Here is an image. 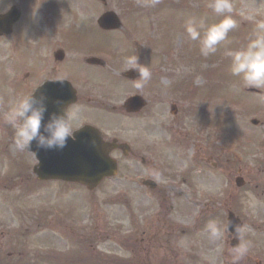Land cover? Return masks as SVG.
<instances>
[{"label": "rangeland", "instance_id": "rangeland-1", "mask_svg": "<svg viewBox=\"0 0 264 264\" xmlns=\"http://www.w3.org/2000/svg\"><path fill=\"white\" fill-rule=\"evenodd\" d=\"M2 1L1 10L8 9L13 3L23 9L30 7L34 10L31 14L35 16L34 23L41 22L43 13L37 6L39 0ZM107 1V8L117 11L125 25V32L111 34L114 35V48L130 56L140 54L138 56L142 57L143 65L152 73L150 82L142 90L137 89L133 82L111 85L115 100L119 97L122 104L120 113L116 110L110 113V125L113 131L121 132L130 139L133 147H137L136 139L143 131L150 128L155 131L157 126L162 155L158 158L159 163L155 161L156 168L160 174H167V178L173 173L189 178L187 182L178 184L175 195L165 199L177 208V218L182 215L178 221L193 228L190 247L197 254L194 259L198 264L204 236L206 241H211L206 225L210 221L220 222L222 195L226 197L240 191L241 201L246 200L248 205L264 210V95L250 93L238 78L231 75L230 61L224 54L227 49L239 48L247 42L255 21H247L244 17L258 13L255 19H264V0H233V17L238 27L229 34V40L220 50L208 58L200 55L197 43L187 39L184 25L193 18L205 24L219 22L222 17L211 13L208 8L211 0H161L156 7L143 6L146 0ZM98 2L99 7L95 8L100 10L97 17L105 10L103 3ZM84 7L83 0H75L74 9L81 11ZM126 32L129 38H126ZM96 35L97 32L94 33L95 39ZM133 40L138 44L134 45ZM13 41L11 36L0 39V257L6 262L10 259L13 264H55L58 259L55 260V255H65L67 249L72 248L77 256L89 257L90 253V258L100 254L123 258L125 250L121 241L131 222L127 220V214L137 212L139 217L142 212L146 218L157 208L160 199L135 193L111 196L114 194L111 190L127 189L128 183L123 179L126 172L122 169L118 178L108 182V185L103 184L95 193L84 191L75 184L37 179L33 171L36 157L31 151L16 149L14 130L4 121L9 102L28 91L24 85L9 83L14 86L11 88L13 91H9L7 86L6 80L13 76L12 71H16L10 61ZM97 42L102 40L97 39ZM124 60L120 67L125 71L127 65ZM181 80L190 83V89L195 85L204 88L205 102L199 106L197 101L183 100L184 109L178 118L183 123L168 131L167 127L174 120L169 103L172 94L168 90ZM135 88L150 105L139 115L122 110L125 97ZM96 96L99 99V95ZM95 105L94 112L98 116V103L95 102ZM204 115L208 126H200V130L197 122ZM214 117H222L221 127L216 123L221 121ZM253 118L260 120L259 125L251 123ZM183 125L192 135L187 140V134L179 131ZM127 163L123 162L124 165ZM131 164L136 169L129 172L142 173L139 163L128 165ZM238 176L244 178L245 184L237 185ZM60 209L65 213H60V217L65 218L64 226L59 224L60 217L57 218ZM49 213L55 215L51 216L50 223L44 219ZM203 222L205 233L201 230ZM69 227L81 232L71 231ZM71 232H74L73 237ZM98 232L103 233L102 237ZM91 233L97 237L94 244L97 253H91L89 245L87 248L91 252L83 250L81 244V241L86 244L85 239ZM153 263L176 264L158 259Z\"/></svg>", "mask_w": 264, "mask_h": 264}, {"label": "flooded vegetation", "instance_id": "flooded-vegetation-1", "mask_svg": "<svg viewBox=\"0 0 264 264\" xmlns=\"http://www.w3.org/2000/svg\"><path fill=\"white\" fill-rule=\"evenodd\" d=\"M83 1L85 7L80 11L73 8L75 0H68V2L43 0L41 4L43 16L41 22L35 24L30 14L22 13L20 21L14 26L10 61L15 69L20 68L25 71L24 77L19 81L30 87L32 91V86L35 84L45 85L56 82L59 76L66 77L65 82L76 90V100L71 103L73 109L78 110L79 114V121L75 127L79 130L86 126H95L101 129L104 141H126L120 132L111 130L110 113L113 109H120L114 104L112 93L103 94L105 90H102L99 99L95 94V86L103 87L107 83L114 82V79L111 61L107 59L108 50L101 48L98 51L94 33L98 30L102 33L113 31L105 30L98 24L97 9H95L98 0ZM16 76L17 74H15V80ZM46 95L48 96V113L59 111L56 110L57 105L49 101L51 98L56 99L57 95ZM95 102L98 103L100 111L98 116L94 112ZM179 131L187 134L181 129ZM158 136L160 131L157 128L155 131L150 128L137 137V147L131 146L126 152L115 149L111 153L113 157H117L122 170L126 172L123 174V179L128 183L127 189L123 191L111 190L110 192L114 193L111 196H127L125 193L129 195L135 193L160 199L157 208L148 216V221L142 212L139 217L132 212L127 214V220L131 221L130 229L134 232L123 238L125 255L122 259L124 264H152L155 259L165 263L195 264L194 258L197 254L190 247V242L193 240V228L178 221L182 215L177 218L175 215L179 213L177 208L165 199L175 195L178 184L187 182L189 178L177 173H173L168 178L167 174H160L155 162L158 160L157 163H159L158 158L162 155ZM124 161L139 163L142 173L129 172L136 168L132 166L134 164L128 165L129 163L125 166ZM120 175L121 173L103 180L100 186L108 185V182ZM145 179H147L146 182ZM148 181L150 184H147ZM95 192L96 190L92 191V193ZM179 192L183 190L179 189ZM240 198V191L236 193L234 191L225 197L221 202L220 222L228 223L231 213L239 218L240 223L246 227V240L251 245L249 256L241 264H264V210L248 205L246 200L241 201ZM124 203L127 205L125 200ZM201 230L205 233V223ZM90 235L89 244L95 251L94 244L97 243V237L93 236V233ZM98 235L102 237L103 233L98 232ZM236 244L238 241L232 238L230 232L215 244L209 240L206 241L204 236L200 263L228 264L230 258L227 255V249ZM212 259L214 261L211 263ZM66 262L73 261L68 258Z\"/></svg>", "mask_w": 264, "mask_h": 264}, {"label": "clouds", "instance_id": "clouds-1", "mask_svg": "<svg viewBox=\"0 0 264 264\" xmlns=\"http://www.w3.org/2000/svg\"><path fill=\"white\" fill-rule=\"evenodd\" d=\"M161 0H146L145 7H156ZM211 13L222 17L219 22L205 24L195 18L189 19L184 25V31L189 41L199 45L200 55L208 58L215 55L229 40V34L237 27V20L233 17L235 11L233 0H211L208 4ZM256 14L245 16L247 21H255L247 42L236 49H227L225 56L229 59V70L233 77L238 78L245 89L255 88L264 93V19L256 20ZM127 71L135 70L139 74L137 89H143L151 80L152 73L147 66L140 63L138 55L125 58ZM66 77H57L63 82ZM37 90L29 91L14 99L4 113V121L14 130V145L20 151L29 150L35 142L38 149L62 150L69 138L75 140L78 130L75 124L79 121L78 110L72 104L64 106L63 101L54 103L59 111L48 114V96ZM46 114L47 119H46ZM206 231L212 242L223 239L226 233H231L238 244L227 249L230 258L228 264H241L249 256L251 245L246 240V227L243 224H226L210 221Z\"/></svg>", "mask_w": 264, "mask_h": 264}, {"label": "water", "instance_id": "water-1", "mask_svg": "<svg viewBox=\"0 0 264 264\" xmlns=\"http://www.w3.org/2000/svg\"><path fill=\"white\" fill-rule=\"evenodd\" d=\"M18 14V11H15L0 16V34L11 33L13 22L17 19ZM101 24L106 28H118L121 25L115 13L105 14L101 19ZM135 72L137 71L130 72L129 76H133ZM138 99H130L128 102L130 110H138L142 107L144 103ZM86 135L88 133L82 132L80 140L68 142L67 148L62 150L38 149L35 142H33L30 149L35 152L40 161L35 166V172L39 178L76 180L86 183L92 188L104 176L115 173L116 164L109 157V153L114 147L113 144L103 143L99 136L87 141ZM69 143L76 144V148L70 149Z\"/></svg>", "mask_w": 264, "mask_h": 264}]
</instances>
